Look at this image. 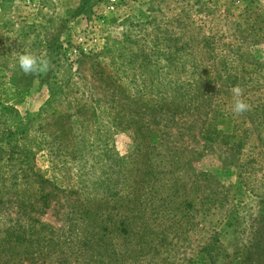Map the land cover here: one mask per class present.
Here are the masks:
<instances>
[{
	"label": "rangeland",
	"instance_id": "rangeland-1",
	"mask_svg": "<svg viewBox=\"0 0 264 264\" xmlns=\"http://www.w3.org/2000/svg\"><path fill=\"white\" fill-rule=\"evenodd\" d=\"M24 49L47 58L51 70L25 75L12 54ZM197 74L211 104L159 124L176 148L190 193L183 197L192 200H180L174 245L142 264H264V0H0V139L31 149L37 168L62 188L69 178L52 170L51 151L60 126L71 133L70 117L87 120L72 125L87 129V139L78 161L66 164L88 161L97 189L100 178L114 177L113 157L132 149L131 132L112 126L111 98L133 115L130 99L154 108L176 102L170 85L195 87ZM236 86L250 106L239 115ZM118 87L126 93H112ZM60 212L42 219L61 227Z\"/></svg>",
	"mask_w": 264,
	"mask_h": 264
},
{
	"label": "trees",
	"instance_id": "trees-1",
	"mask_svg": "<svg viewBox=\"0 0 264 264\" xmlns=\"http://www.w3.org/2000/svg\"><path fill=\"white\" fill-rule=\"evenodd\" d=\"M197 76L195 87L170 85L176 102L166 99L154 108L130 99L127 106L133 115L123 112V106H115L111 98L110 105L115 109L112 126L115 132H131L132 149L126 156L113 157L114 177L100 178L97 189L90 187L85 174L88 161L84 160L79 168L72 162L66 164L78 161L81 143L87 139V129L72 125L81 127L87 120L80 123L79 118L74 123L70 117L71 133L61 126L55 133L59 147L51 151L52 170L65 171L67 188L37 168L31 149L13 136L0 139V264H142L148 256L158 258L169 251L168 247L174 245L171 234L177 236L180 200L184 206L192 199L183 197L190 193L179 177L182 171L176 148L171 146L172 141L167 143L159 124L175 121L179 115L190 116L211 104V88L208 82H199L203 74ZM206 80L212 78L207 76ZM188 86L193 87L192 98ZM112 93L126 91L118 87ZM137 110L152 112L145 116ZM4 111L19 116L13 107ZM4 142L10 148L9 158L1 164ZM60 161L64 165L60 166ZM50 209H61V227L43 221Z\"/></svg>",
	"mask_w": 264,
	"mask_h": 264
},
{
	"label": "clouds",
	"instance_id": "clouds-1",
	"mask_svg": "<svg viewBox=\"0 0 264 264\" xmlns=\"http://www.w3.org/2000/svg\"><path fill=\"white\" fill-rule=\"evenodd\" d=\"M13 57L19 68L25 75H38L48 73L51 70L50 61L45 57H39L27 49L13 51ZM233 105L232 111L239 115L249 110L250 106L242 99V90L239 86L232 89Z\"/></svg>",
	"mask_w": 264,
	"mask_h": 264
}]
</instances>
